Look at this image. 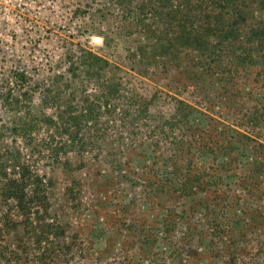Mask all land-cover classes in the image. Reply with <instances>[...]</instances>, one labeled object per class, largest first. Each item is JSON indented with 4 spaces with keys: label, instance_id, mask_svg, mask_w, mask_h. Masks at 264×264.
Segmentation results:
<instances>
[{
    "label": "rangeland",
    "instance_id": "1",
    "mask_svg": "<svg viewBox=\"0 0 264 264\" xmlns=\"http://www.w3.org/2000/svg\"><path fill=\"white\" fill-rule=\"evenodd\" d=\"M138 2L141 0H124L121 5L120 0H0V155L19 152L18 160L30 164L43 179L49 216L39 225L54 224L64 230L57 242L49 234L53 244L45 242L43 232L44 242L35 244L31 228L23 232V219L11 210L17 227L0 232V264H264V196L248 200L252 207H262L258 238L263 252L259 255L230 246L225 235H215L209 223L213 216L204 217L211 213L206 210L192 220L197 232L208 237L201 242L197 236L189 243L178 242L184 223L166 237L167 242L158 227V243L153 246L146 237L150 231L142 234L141 227L160 221L166 212L146 199L141 168L154 155L170 153L163 138L168 135L161 125L175 114L178 103L197 110L196 117L203 122H217L218 130L230 127V132H244L261 145L256 153L251 142L244 153L249 159L258 155L264 171V121L258 126L249 122L250 116L245 117L262 108L264 89L250 83L255 74L242 75L229 85L204 77L200 82L189 68L191 50L183 51L186 58L181 61L152 59V45L168 34L165 12L157 15L150 6L139 12ZM140 46H144L143 58L138 55ZM185 52L189 54L184 56ZM88 53L103 62H95ZM197 71L202 72L201 68ZM22 74L28 78L27 84L21 82ZM225 86L232 97L224 95ZM109 89L112 111L107 112ZM122 94L137 100L141 97L148 105L149 119L139 116L134 121L132 112L123 118L119 109L128 99L120 100ZM85 100L95 105L98 124L92 130L90 124L84 127L79 137L99 143L94 141L85 151L63 149L53 156L48 144L60 145L67 137L42 120L48 116L57 121L65 109L80 113ZM19 126L23 131L14 132ZM161 163V172L170 171ZM243 163L247 165L246 160ZM73 180L78 181L74 199L67 196ZM261 189L264 191V183ZM237 193L241 202L235 219L242 229L245 222L240 211L246 196L241 190ZM172 195L164 198V206L178 213L187 210L186 200ZM203 198L198 194L196 202ZM4 209H0V227ZM223 213L219 211V221ZM33 223L36 228V221ZM247 239L252 246L255 236ZM173 249L179 257L173 255Z\"/></svg>",
    "mask_w": 264,
    "mask_h": 264
},
{
    "label": "trees",
    "instance_id": "2",
    "mask_svg": "<svg viewBox=\"0 0 264 264\" xmlns=\"http://www.w3.org/2000/svg\"><path fill=\"white\" fill-rule=\"evenodd\" d=\"M123 1L120 0L119 5ZM127 4L129 5L125 3ZM139 4V12L145 11L149 6L157 15L160 11L165 12L164 25L169 29L168 34L162 35L163 39L152 45L151 49L154 52L152 59L156 60L158 56L165 57L164 60L181 61L186 58L181 55L183 51L191 50L189 68L200 82L204 77L218 85H229L242 75L255 74L250 83H258L259 89H264V0H141ZM142 48L144 46L139 47L140 58L144 56ZM88 54L95 62H103L95 55ZM187 54L189 53L185 52L184 56ZM198 68H201L203 73H198ZM19 78L22 83L27 84L28 78L24 74ZM230 87L233 88V84ZM109 91L107 98L105 96L107 112L111 110L108 106V97L113 94L112 89ZM223 92L224 95L230 94L232 97L227 86ZM119 98L128 99L126 104L122 102L119 109L123 118L133 113L134 121L139 116L145 120L149 119L148 105L141 97L138 98L140 101L134 96L126 98L123 94ZM84 102L85 107L80 113H71L65 109L61 111L57 121L48 116L42 120L48 128H54L57 132L60 131V135L67 137L60 145L48 144L49 152L53 156L63 149L85 151L94 141L99 143V140L90 141L79 137L84 127L90 124L89 129L92 130V127L98 124L99 114L95 105L88 100ZM196 113L197 110L180 101L175 114L161 125L168 135L167 138L165 136L163 138L170 146V153L168 155L161 153L157 157L154 155L141 168L140 178L144 181L146 199L166 212L160 221H152L148 226L141 227L142 234L150 231V235L146 237L150 239V246H153L158 243L155 234L158 227L167 242L166 237H171L184 223L186 228L178 242L183 240L189 243L196 236L201 242L208 237L197 232V225L192 223V220L198 212L206 210V213H211L204 214V217L213 216L209 223L212 224L215 235H225L230 241V246L233 244L235 247H242L243 251L249 253L253 251L259 255L260 250L263 252L261 247L263 242L258 238L262 230V207H252L248 200L264 196L261 189L264 171L258 155L249 159L244 151L249 149L251 142L255 143L252 148L256 153H259L262 146L251 140L244 132L238 130L230 132V127L226 131L218 130L217 122H203L199 116L196 117ZM245 117L251 118L249 122H255L254 124L259 126L264 121V105L256 113L246 114ZM13 131L19 133L23 128L15 127ZM174 132H177L176 136ZM217 133L219 137H216ZM51 138L54 141L53 136ZM18 158L19 152L17 154L6 151L4 155H0V209L5 208L1 211L3 220L0 232L3 228L16 230L17 222L12 219V211L15 210L17 216L23 219L21 223L23 232H27L28 227L31 228L35 244L44 242L43 235L40 236L42 232L46 234L45 242L53 244L48 239L49 234L57 242L64 230L54 224L39 225L43 217L49 216L46 185L43 179L32 171L30 164L19 161ZM203 158L206 159L204 163L201 161ZM243 160H246L247 165ZM160 162L161 167L170 171L161 172L158 168ZM70 166L66 165L68 170ZM76 182L78 181L73 180L71 186L67 188L69 198L74 199L76 196L78 185ZM237 190L245 192L246 196L245 203L242 204L244 209L240 211L243 218L239 216L245 222L242 229H239L240 220L235 219L236 206L239 207L241 202ZM230 192L232 195L228 197ZM171 193L177 199L186 200L187 210L178 213L175 209L164 206V198ZM201 193L204 198L196 202V196ZM258 202L260 203V200ZM219 211L225 213L223 221H219ZM33 221H36V228L33 227ZM236 236L239 239H235ZM249 236H255L252 246H249L247 239ZM173 251V255L179 257L178 250Z\"/></svg>",
    "mask_w": 264,
    "mask_h": 264
}]
</instances>
